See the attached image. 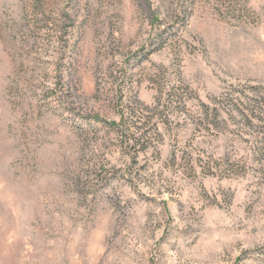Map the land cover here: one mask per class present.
Here are the masks:
<instances>
[{
  "label": "rangeland",
  "instance_id": "obj_1",
  "mask_svg": "<svg viewBox=\"0 0 264 264\" xmlns=\"http://www.w3.org/2000/svg\"><path fill=\"white\" fill-rule=\"evenodd\" d=\"M0 264H264V0H0Z\"/></svg>",
  "mask_w": 264,
  "mask_h": 264
}]
</instances>
